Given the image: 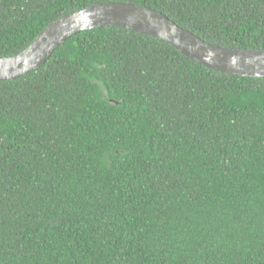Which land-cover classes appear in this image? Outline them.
<instances>
[{"label": "trees", "instance_id": "16d2710c", "mask_svg": "<svg viewBox=\"0 0 264 264\" xmlns=\"http://www.w3.org/2000/svg\"><path fill=\"white\" fill-rule=\"evenodd\" d=\"M101 3L264 50V0H0V58ZM0 264H264V79L104 27L0 81Z\"/></svg>", "mask_w": 264, "mask_h": 264}, {"label": "water", "instance_id": "95a60500", "mask_svg": "<svg viewBox=\"0 0 264 264\" xmlns=\"http://www.w3.org/2000/svg\"><path fill=\"white\" fill-rule=\"evenodd\" d=\"M104 27L120 28L163 41L189 61L217 73L264 79V50L210 45L155 10L139 5L101 3L60 17L25 49L0 58V81L14 80L37 70L72 36Z\"/></svg>", "mask_w": 264, "mask_h": 264}]
</instances>
